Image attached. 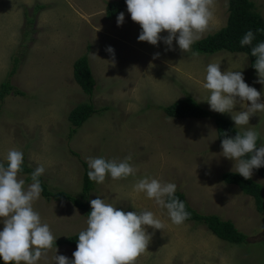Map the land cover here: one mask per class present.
Here are the masks:
<instances>
[{
  "label": "rangeland",
  "instance_id": "obj_1",
  "mask_svg": "<svg viewBox=\"0 0 264 264\" xmlns=\"http://www.w3.org/2000/svg\"><path fill=\"white\" fill-rule=\"evenodd\" d=\"M114 1L118 0H0V83L8 79L22 92L8 93L0 100V162L6 163L10 149H19L26 167L34 171L44 165L40 178L49 191L76 197L81 190V163L87 164L88 157L123 160L131 154L136 175L95 182L86 205L91 210L92 199L107 198L125 212L151 211L165 224L163 230L147 228L154 235L136 264H264V179L253 172L251 179L262 188L263 211L258 213L251 197L221 180L222 174L236 173V168L234 160L223 156L213 118L176 119L163 112L166 106L191 97L237 131L253 128L259 133L260 146L264 112L253 115L248 126L236 127L231 114L210 109L206 101L210 93L203 88L207 65L221 62L222 72L241 71L245 82L262 93L264 103V84L257 83V71L248 69L242 53L193 57L183 53L175 39L174 50H167L163 40L158 45L140 42L142 29L129 12L120 26L118 15L105 19V5ZM250 1L264 21V0ZM214 14L212 27L202 37L224 26L226 0H216ZM108 46L114 49V62ZM156 53L159 56L153 59ZM84 55L94 80L90 96L72 79V63ZM12 67L14 73L9 76ZM85 103L95 113L70 133L67 117L75 106ZM246 107V102L237 104L234 111ZM145 176L175 183L176 192L192 210L230 221L246 241L229 244L202 224L172 223L167 209L134 191L135 182ZM19 178L26 187L32 183L25 174ZM33 208L56 241L87 228L85 215L68 201L41 197ZM3 226L0 218V231ZM75 250L53 246L38 264H55L56 254L74 259Z\"/></svg>",
  "mask_w": 264,
  "mask_h": 264
},
{
  "label": "clouds",
  "instance_id": "obj_2",
  "mask_svg": "<svg viewBox=\"0 0 264 264\" xmlns=\"http://www.w3.org/2000/svg\"><path fill=\"white\" fill-rule=\"evenodd\" d=\"M126 5L132 21L142 29L138 41L158 45L163 40L167 50H174L175 39L183 53L190 52L195 57L199 53L192 51V45L212 27L216 0H126ZM123 23L124 13L121 12L117 16V25ZM162 32L168 35L162 37ZM254 39L255 34L249 30L240 44L242 47L252 45ZM106 51L114 62V49L108 46ZM158 56L159 53L154 54L153 59ZM251 56L256 58L253 67L259 77L257 83L264 84V42L251 48ZM203 88L210 93L206 100L210 109L231 114L236 127L248 126L253 115L264 112V103L260 102L262 93L245 82L241 71L222 72L221 62L207 65ZM245 102L246 108L234 111L237 104ZM223 135V156L234 160L236 173L250 180L253 169L264 166V143L257 147L259 133L248 127L237 131L235 137H229L227 132ZM131 160V154L123 160L88 157V179L102 184L108 176L112 180L135 176L138 168L130 163ZM23 163V152L16 148L8 151L6 163L0 162V218L4 225L0 231V258L4 264H38L57 239L33 208L34 202L41 198L43 189L39 177L44 174L45 167L35 168L31 173L32 183L26 187L25 180L19 178ZM133 189L167 209L169 218L176 225L190 217L185 202L175 195V183L145 176L135 182ZM90 205L87 228L78 235L77 248L72 254L74 259L56 254L55 264H136L154 235L147 228L163 230L165 227L153 212H125L107 198L92 199Z\"/></svg>",
  "mask_w": 264,
  "mask_h": 264
},
{
  "label": "trees",
  "instance_id": "obj_3",
  "mask_svg": "<svg viewBox=\"0 0 264 264\" xmlns=\"http://www.w3.org/2000/svg\"><path fill=\"white\" fill-rule=\"evenodd\" d=\"M227 3V16L226 22L223 27L218 29L212 34L206 35L199 39L192 45V51L199 54L212 55L217 52H225L231 54L242 53L245 54L248 61V69L251 72L256 71L253 67L256 58L251 56V48L260 42H264V31H257L258 29L264 30L263 19L253 11V3L250 0H226ZM42 6H35L36 9ZM127 13L126 0H118L107 3L104 9V17L106 20H111L119 13ZM28 24L31 25L32 20L29 19ZM251 30L255 34V39L252 45L241 46L240 41L243 36ZM28 33H26L27 35ZM17 59H14V64ZM14 73V67L9 72V76ZM72 79L82 91L83 94L90 96L94 87V80L92 78L90 68L87 62V57L81 56L72 63ZM22 95L17 88L10 84L8 79L0 83V100L8 93ZM163 112L167 117L184 119V118H213L215 124L217 142L221 145L222 140L225 138L223 133L227 132L229 137H235L237 130L223 117L211 115L207 110L200 107L195 100L191 97H185L182 100L176 101L165 108ZM95 113V109L89 103L80 104L75 106L69 113L67 119L71 126L70 133L75 132L89 117ZM257 141V147L258 146ZM248 158V157H245ZM83 169L81 178V190L78 196H71L61 191L52 192L46 188L41 178L42 193L41 197L45 200L54 201H68L74 208L81 211L88 219V214L91 210L86 205V200L90 191L93 188L94 181L88 179V171L90 170L86 163L82 162ZM33 170L22 165V172L20 174L26 175L27 180L31 181V173ZM253 172L264 179V166L259 169H253ZM221 180L228 185L236 186L241 193L252 198L255 209L258 213L263 211L262 188L259 184L252 179L245 180L238 173H224L221 175ZM175 195L185 202L184 196L180 192ZM186 210L190 213V217L185 220L186 222H193L202 224L206 229L214 235L217 239L229 244H240L246 241V237L237 231L230 221H223L215 215H202L192 210L185 202ZM78 235H74L62 240H57L53 246H67L77 248ZM0 264H4L0 258Z\"/></svg>",
  "mask_w": 264,
  "mask_h": 264
},
{
  "label": "crops",
  "instance_id": "obj_4",
  "mask_svg": "<svg viewBox=\"0 0 264 264\" xmlns=\"http://www.w3.org/2000/svg\"><path fill=\"white\" fill-rule=\"evenodd\" d=\"M225 22H226V20H225ZM225 25V24H224ZM201 38H203V37H201Z\"/></svg>",
  "mask_w": 264,
  "mask_h": 264
}]
</instances>
